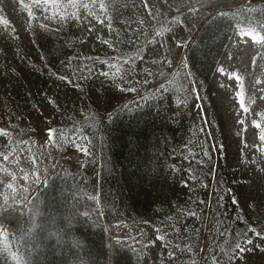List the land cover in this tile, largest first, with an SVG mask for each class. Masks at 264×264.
I'll return each mask as SVG.
<instances>
[{
    "label": "rangeland",
    "instance_id": "obj_1",
    "mask_svg": "<svg viewBox=\"0 0 264 264\" xmlns=\"http://www.w3.org/2000/svg\"><path fill=\"white\" fill-rule=\"evenodd\" d=\"M100 2L0 0V264H264V0Z\"/></svg>",
    "mask_w": 264,
    "mask_h": 264
},
{
    "label": "snow or ice",
    "instance_id": "obj_2",
    "mask_svg": "<svg viewBox=\"0 0 264 264\" xmlns=\"http://www.w3.org/2000/svg\"><path fill=\"white\" fill-rule=\"evenodd\" d=\"M50 2H53V0H33V4H34V5L48 4V3H50ZM70 2H73V0H70ZM93 2L95 3V0H93ZM81 6H82V7H85V8L88 7L87 4H82ZM100 7H101L102 9L105 8V3L103 2V0H101V2H100ZM4 23L7 24L8 22H7V21H4ZM242 35H245V36H249V35H250V36H252V39H253V40H256L257 42H264V37H257V36H255V35H253L252 33L243 32ZM221 71H223V70L221 69ZM229 78L232 79L233 77L230 76ZM234 78H235L237 81H240V77L236 76V77H234ZM257 83H259V81H257ZM241 87H242V83H241ZM241 107L243 108V111H244L245 113L248 112V109L244 107V105H243V101H242V100H241ZM241 123H243V121H241ZM259 126H260L259 124L256 125V127H259ZM0 131H3V130H0ZM260 138H261V140H264V136H261ZM0 156H3V160H5V161H7V160L9 159V156L6 155V154H4L3 152H0ZM8 187L11 188L12 185L9 184ZM6 204H7V201L5 200V201H4V205H0V209H3L4 206H5ZM4 231H5V230L3 229V226L0 225V240L5 239V237H4V235H3V232H4ZM248 243H251V241H248ZM236 247H237L238 249H240L241 251L244 250V249H241V248H240V245H236ZM17 260H19V258H17Z\"/></svg>",
    "mask_w": 264,
    "mask_h": 264
}]
</instances>
